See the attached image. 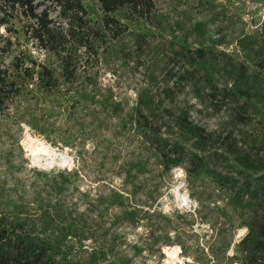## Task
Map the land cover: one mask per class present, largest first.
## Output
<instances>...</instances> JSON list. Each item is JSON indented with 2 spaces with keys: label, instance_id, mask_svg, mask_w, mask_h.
Listing matches in <instances>:
<instances>
[{
  "label": "trees",
  "instance_id": "1",
  "mask_svg": "<svg viewBox=\"0 0 264 264\" xmlns=\"http://www.w3.org/2000/svg\"><path fill=\"white\" fill-rule=\"evenodd\" d=\"M159 28L155 0H0V264L115 261L107 259L103 243L81 255L88 214L98 204L76 186L74 169L28 166L18 143L26 124L40 135L54 133L66 145L76 137L94 136L98 147L99 113L107 106L151 146L162 170L182 164L190 173V167H203L213 155L225 161L230 169L211 177L250 211L236 257L241 264H264V168H256L264 159L251 156L233 138L229 144L218 142L216 153L206 129L169 97L186 83L215 95L212 73L200 68L205 49L194 48L186 58L173 50L170 55L181 66L172 65L169 75H161L162 92L144 95L139 89L130 104L107 95L103 87L102 73L114 71L127 54L132 56L126 60L140 57V47L148 43L143 29L153 33ZM28 43L42 51V59ZM197 68L202 71L199 86L193 75ZM247 76L258 86L263 104L264 56ZM224 92L241 93L233 85ZM243 97L251 102L248 93ZM191 138L199 141L197 149L188 144Z\"/></svg>",
  "mask_w": 264,
  "mask_h": 264
},
{
  "label": "rangeland",
  "instance_id": "2",
  "mask_svg": "<svg viewBox=\"0 0 264 264\" xmlns=\"http://www.w3.org/2000/svg\"><path fill=\"white\" fill-rule=\"evenodd\" d=\"M155 8L160 28L153 33L143 29L148 43L140 47V57L126 60L132 56L127 54L114 71L101 74L107 95L130 104L139 89L144 95L162 92L161 75H169L172 65L181 66L171 52L180 50L186 58L194 48H203L200 68L212 73L215 95L186 83L169 97L206 129L216 153L218 142L233 138L251 156L264 159V103L258 86L247 81L264 56V0H155ZM121 46H127L125 41ZM28 47L43 58L33 44ZM201 73L199 68L193 71L198 86ZM231 85L238 86V96L220 93ZM246 93L249 103L244 101ZM115 114L110 106L101 109L98 147L94 136L76 137L66 145L54 133L40 135L26 124L18 136L28 166L73 168L76 186L97 198V207L88 214L81 255L103 243L108 246L107 259L115 260L109 264H241L237 241L246 232L250 211L211 177L230 169L225 161L213 155L203 167H190V173L182 164L162 170L151 146ZM198 142L188 140L196 149ZM37 145L48 146L57 154L56 161L37 162L32 154ZM256 168H264V163ZM183 194L186 201L180 200ZM173 247L175 256L169 254Z\"/></svg>",
  "mask_w": 264,
  "mask_h": 264
},
{
  "label": "bare ground",
  "instance_id": "3",
  "mask_svg": "<svg viewBox=\"0 0 264 264\" xmlns=\"http://www.w3.org/2000/svg\"><path fill=\"white\" fill-rule=\"evenodd\" d=\"M33 138V137H31ZM37 140V139H36ZM36 140L34 141L36 143ZM40 143V142H39ZM37 143V144H39ZM32 154H33V158L37 161V162H40V163H43V164H47V163H53L56 161V157H57V154L55 153H52L51 150L49 149L48 146L46 145H43L41 147V145H37L35 147L32 148ZM180 200L181 201H186V196L183 194L180 196ZM185 203V202H183ZM176 248L173 247L171 249V251L169 252V254H173L174 255V250ZM175 256V255H174Z\"/></svg>",
  "mask_w": 264,
  "mask_h": 264
}]
</instances>
